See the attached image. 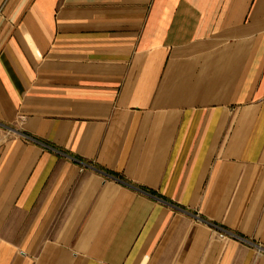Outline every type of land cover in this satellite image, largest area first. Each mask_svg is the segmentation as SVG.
Listing matches in <instances>:
<instances>
[{"label": "crops", "instance_id": "1", "mask_svg": "<svg viewBox=\"0 0 264 264\" xmlns=\"http://www.w3.org/2000/svg\"><path fill=\"white\" fill-rule=\"evenodd\" d=\"M256 246L264 0H0V264H264Z\"/></svg>", "mask_w": 264, "mask_h": 264}, {"label": "built area", "instance_id": "2", "mask_svg": "<svg viewBox=\"0 0 264 264\" xmlns=\"http://www.w3.org/2000/svg\"><path fill=\"white\" fill-rule=\"evenodd\" d=\"M211 227L213 228V231L218 235V237L222 240H228L232 237L227 231L222 230L216 225H212ZM256 247L259 254L264 253V247L261 246H256Z\"/></svg>", "mask_w": 264, "mask_h": 264}]
</instances>
